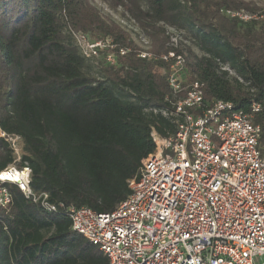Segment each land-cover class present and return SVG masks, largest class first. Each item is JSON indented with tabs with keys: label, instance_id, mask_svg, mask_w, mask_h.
<instances>
[{
	"label": "trees",
	"instance_id": "16d2710c",
	"mask_svg": "<svg viewBox=\"0 0 264 264\" xmlns=\"http://www.w3.org/2000/svg\"><path fill=\"white\" fill-rule=\"evenodd\" d=\"M93 1L0 0V128L19 137L34 192L105 213L129 195L128 180L154 150L152 129L161 136L174 131L152 112L169 107L165 98L174 96L168 65L139 58L128 35ZM99 1L127 12L154 52L171 48L168 28L189 41L175 50L186 53L185 83L203 82L206 102L228 101L244 113L258 104L251 123L260 126L264 159V23L224 13L261 11L264 0ZM71 29L130 50L112 64L95 63L81 56ZM12 160L0 138V170ZM5 186L11 202L0 210V264H107L97 246L71 230L64 211L48 212L14 184Z\"/></svg>",
	"mask_w": 264,
	"mask_h": 264
},
{
	"label": "built area",
	"instance_id": "2783aa9c",
	"mask_svg": "<svg viewBox=\"0 0 264 264\" xmlns=\"http://www.w3.org/2000/svg\"><path fill=\"white\" fill-rule=\"evenodd\" d=\"M224 13L264 23V10ZM70 33L81 56L95 63L112 64L130 50L109 37ZM169 47L136 51L139 58L168 65L174 100L166 97L170 106L152 112L175 129L164 136L152 129L154 150L128 180L130 193L123 201L105 213L49 201L46 192L36 193L30 186L31 170L21 160L19 137L0 128L13 155L0 170V210L11 202L5 183L14 184L46 211H64L71 230L97 246L107 264H264V159L258 149L260 126L251 123L259 105L244 113L228 101L206 102L203 82L185 83L186 55L175 50L174 36Z\"/></svg>",
	"mask_w": 264,
	"mask_h": 264
},
{
	"label": "rangeland",
	"instance_id": "374dc122",
	"mask_svg": "<svg viewBox=\"0 0 264 264\" xmlns=\"http://www.w3.org/2000/svg\"><path fill=\"white\" fill-rule=\"evenodd\" d=\"M93 2L97 10L105 20L114 22L120 27L123 32L128 35L129 39L133 42L134 46L136 47V51L146 47L148 48V50L152 51L151 41L148 36L134 21V19L131 18V16L127 12H125L121 7H117L114 9L110 8L107 4L102 3L99 0H94ZM168 33L170 37L167 46L170 45L171 36H174L176 38V44L178 48H184L185 45L192 46L189 41L184 40V38L180 36V34L175 30L168 29ZM143 41H147V44H145ZM128 48L130 49V47ZM192 48L193 50H195L194 47Z\"/></svg>",
	"mask_w": 264,
	"mask_h": 264
}]
</instances>
